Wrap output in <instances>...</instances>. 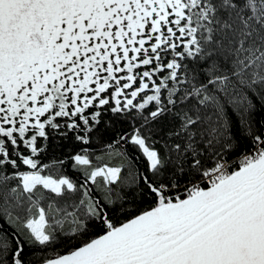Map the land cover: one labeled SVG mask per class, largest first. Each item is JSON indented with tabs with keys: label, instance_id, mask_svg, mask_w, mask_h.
<instances>
[{
	"label": "snow or ice",
	"instance_id": "snow-or-ice-1",
	"mask_svg": "<svg viewBox=\"0 0 264 264\" xmlns=\"http://www.w3.org/2000/svg\"><path fill=\"white\" fill-rule=\"evenodd\" d=\"M0 264H264V0H0Z\"/></svg>",
	"mask_w": 264,
	"mask_h": 264
}]
</instances>
